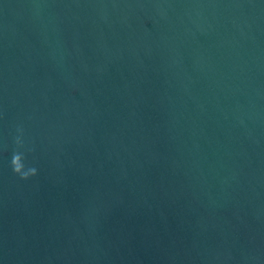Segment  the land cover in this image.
<instances>
[{
    "label": "water",
    "instance_id": "obj_1",
    "mask_svg": "<svg viewBox=\"0 0 264 264\" xmlns=\"http://www.w3.org/2000/svg\"><path fill=\"white\" fill-rule=\"evenodd\" d=\"M0 264H264V0H0Z\"/></svg>",
    "mask_w": 264,
    "mask_h": 264
}]
</instances>
